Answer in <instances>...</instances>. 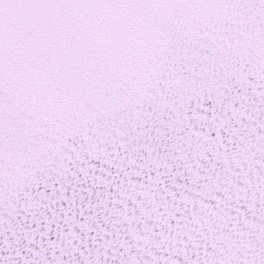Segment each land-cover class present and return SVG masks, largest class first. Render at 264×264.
Listing matches in <instances>:
<instances>
[{"label":"snow or ice","instance_id":"1","mask_svg":"<svg viewBox=\"0 0 264 264\" xmlns=\"http://www.w3.org/2000/svg\"><path fill=\"white\" fill-rule=\"evenodd\" d=\"M0 264H264V0H0Z\"/></svg>","mask_w":264,"mask_h":264}]
</instances>
